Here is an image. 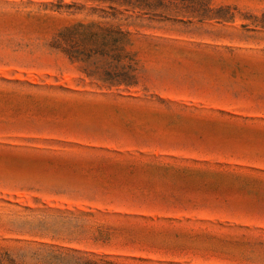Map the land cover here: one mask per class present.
<instances>
[{
  "label": "rangeland",
  "instance_id": "1",
  "mask_svg": "<svg viewBox=\"0 0 264 264\" xmlns=\"http://www.w3.org/2000/svg\"><path fill=\"white\" fill-rule=\"evenodd\" d=\"M77 258L264 264V0H0V264Z\"/></svg>",
  "mask_w": 264,
  "mask_h": 264
},
{
  "label": "trees",
  "instance_id": "2",
  "mask_svg": "<svg viewBox=\"0 0 264 264\" xmlns=\"http://www.w3.org/2000/svg\"><path fill=\"white\" fill-rule=\"evenodd\" d=\"M127 1V0H124ZM191 14V17L199 19L200 22L204 21L205 19H223L224 17L219 15V14H212L211 10L209 8H206L203 6L202 9L197 10V9H192L189 11ZM170 13V12H169ZM3 256L9 257L8 253H4ZM74 264H115L112 262H104V263H98L96 261L87 259V260H82L81 258H77L74 261Z\"/></svg>",
  "mask_w": 264,
  "mask_h": 264
}]
</instances>
